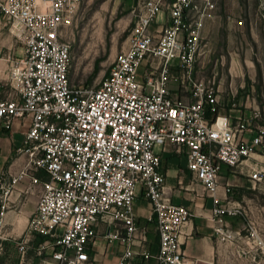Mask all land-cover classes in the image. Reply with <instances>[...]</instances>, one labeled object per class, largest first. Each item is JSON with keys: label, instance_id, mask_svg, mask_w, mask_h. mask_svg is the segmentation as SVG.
Returning a JSON list of instances; mask_svg holds the SVG:
<instances>
[{"label": "built area", "instance_id": "obj_1", "mask_svg": "<svg viewBox=\"0 0 264 264\" xmlns=\"http://www.w3.org/2000/svg\"><path fill=\"white\" fill-rule=\"evenodd\" d=\"M82 2L0 0L10 32L23 47L9 71L17 98L0 97V128L10 129L16 119L29 121L16 152L28 156L33 183L40 182L39 171L47 175L26 235L56 236L52 254L56 264H87L94 227L106 215L122 224L131 245L139 229L134 202L142 193L156 217L157 264H184L180 236L194 214L165 197L166 174L157 147L171 145L186 157L189 170L213 201L221 241L231 239L225 218L247 215L237 188L226 185L225 198L219 195L222 165L235 168L253 152L251 145L238 141V131L246 123L234 126L228 116L220 115L214 83L194 78L203 21L215 2L205 0L201 8L196 0H148L134 21L127 48L117 55L108 74L97 85L76 86L70 80L72 47L61 34ZM164 6L169 8L170 22L155 35L152 26ZM188 9L198 13L194 20H187ZM146 59H157L160 66L144 84L138 69ZM175 59L182 81L192 88L193 102L179 101L170 90L169 65ZM208 109L214 114L210 120ZM252 142L264 148V131ZM28 174L24 170L9 182L0 178V222L15 185ZM251 179L261 181V171L255 169ZM59 227L63 231L56 235ZM120 234H110L109 239ZM251 236L262 245L256 230ZM18 246L24 253V238ZM133 255L129 246L119 264H127Z\"/></svg>", "mask_w": 264, "mask_h": 264}, {"label": "crops", "instance_id": "obj_2", "mask_svg": "<svg viewBox=\"0 0 264 264\" xmlns=\"http://www.w3.org/2000/svg\"><path fill=\"white\" fill-rule=\"evenodd\" d=\"M148 0H124L126 23L129 29L122 42V50L128 45V37L137 15L144 11ZM215 7L207 11L201 30V51L197 57L194 70V78L205 83H214L218 93V113L228 116L234 126L245 122L246 127L238 131V141L252 146L253 152L248 160L235 168L222 165L220 172L219 195L225 198V186L232 185L239 191L241 203L246 190L255 188L261 182L251 179L254 170L261 171L264 178V148L253 144V139L264 131V106L258 100L255 88L254 76L247 74L238 68L234 51L238 45H234L230 34L239 30L235 23L236 12L240 8V0H213ZM199 7H205V0H196ZM231 6V7H230ZM231 9V10H230ZM224 12V14H222ZM79 13V12H78ZM77 15L62 29V39L70 42L69 31L76 26ZM228 14V16H226ZM228 41L226 45H220V31L224 16ZM198 13L194 9L186 11L187 20H194ZM170 22V11L167 6L157 17L152 26L155 35ZM233 38V37H232ZM232 44V45H231ZM220 51L223 53L220 54ZM23 54V47L17 42L10 32V22L0 11V97L15 99L17 95L9 83V71L13 59ZM229 55V56H228ZM117 57V56H116ZM115 60V59H114ZM160 62L157 59H146L138 69V79L146 83L149 74H155ZM228 66L226 70L223 67ZM171 80L169 83L173 96L181 102L194 101L192 88L188 82L182 81L178 59L170 65ZM149 87L146 91H149ZM213 112L206 111L207 119L213 118ZM30 123L27 120L16 119L10 129L0 128V178L6 182L12 176L19 175L22 171L29 172L14 187L9 197L8 210L2 222H0V264H56L52 254L56 250V236L26 235L31 217L36 211L38 201L43 191V181L47 179L44 171H39L37 177L40 180L32 182L31 170L28 165V156L17 154L16 149L21 146L29 130ZM156 151L162 158V168L166 174L164 195L175 204L188 207L194 214L192 220L184 227L180 236V243L184 250V264H220V257L227 241H221L217 234L220 223L213 217V201L189 170L187 159L183 154L174 151L171 145L157 147ZM243 205V204H242ZM244 206V205H243ZM249 216L250 210L244 206ZM134 212L137 217L139 229L135 237L128 245L122 224L111 215L100 218L95 225V236L90 243V261L87 264H119L121 257L128 247L134 255L128 259L127 264H157L155 256L159 251V234L156 217L152 213L150 201L139 193L134 202ZM240 217H226L224 227L236 237L245 225ZM63 229L57 228L56 235H60ZM121 233L118 239H109L110 234ZM258 233V232H257ZM260 246L264 251V239ZM264 237V235H263ZM25 239L26 249L22 253L18 242ZM229 246V245H228Z\"/></svg>", "mask_w": 264, "mask_h": 264}, {"label": "rangeland", "instance_id": "obj_3", "mask_svg": "<svg viewBox=\"0 0 264 264\" xmlns=\"http://www.w3.org/2000/svg\"><path fill=\"white\" fill-rule=\"evenodd\" d=\"M123 1L83 0L76 26L69 31L72 85H97L108 74L129 29ZM235 3L233 0L231 5ZM240 8L234 19L239 30L229 35L238 45L233 54L238 68L254 76L258 100L264 106V0H240ZM223 16L220 45H226L230 39L226 31L228 14ZM242 204L250 210L249 216L241 217L245 225L240 234L227 241L220 264H264V251L251 236L254 229L264 239V178L254 189L246 190Z\"/></svg>", "mask_w": 264, "mask_h": 264}]
</instances>
